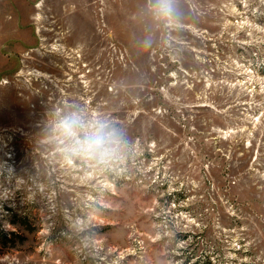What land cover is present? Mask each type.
Instances as JSON below:
<instances>
[{
  "label": "rangeland",
  "instance_id": "1",
  "mask_svg": "<svg viewBox=\"0 0 264 264\" xmlns=\"http://www.w3.org/2000/svg\"><path fill=\"white\" fill-rule=\"evenodd\" d=\"M0 0V264H264V0ZM118 128L111 167L56 125Z\"/></svg>",
  "mask_w": 264,
  "mask_h": 264
},
{
  "label": "clouds",
  "instance_id": "2",
  "mask_svg": "<svg viewBox=\"0 0 264 264\" xmlns=\"http://www.w3.org/2000/svg\"><path fill=\"white\" fill-rule=\"evenodd\" d=\"M154 15L170 20L176 14L174 0H150ZM56 130L65 141L64 153L68 161H80L90 167H111L121 157L126 146L123 133L103 120L86 121L79 113L64 116Z\"/></svg>",
  "mask_w": 264,
  "mask_h": 264
},
{
  "label": "trees",
  "instance_id": "3",
  "mask_svg": "<svg viewBox=\"0 0 264 264\" xmlns=\"http://www.w3.org/2000/svg\"><path fill=\"white\" fill-rule=\"evenodd\" d=\"M0 234H1V239H2V241L5 243V242L7 241V239H8V238H7V237H8L7 234L4 233V232H1Z\"/></svg>",
  "mask_w": 264,
  "mask_h": 264
}]
</instances>
